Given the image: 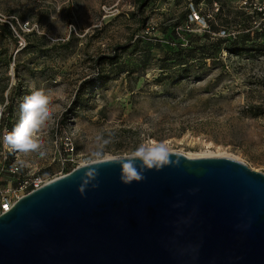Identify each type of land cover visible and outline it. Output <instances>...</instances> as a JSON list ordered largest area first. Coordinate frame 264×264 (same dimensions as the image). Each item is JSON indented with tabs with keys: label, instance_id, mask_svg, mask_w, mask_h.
<instances>
[{
	"label": "rangeland",
	"instance_id": "1",
	"mask_svg": "<svg viewBox=\"0 0 264 264\" xmlns=\"http://www.w3.org/2000/svg\"><path fill=\"white\" fill-rule=\"evenodd\" d=\"M141 18L136 0H0L1 189L77 168L101 131L115 155L155 139L264 174V0H152ZM37 89L54 109L44 159L2 143Z\"/></svg>",
	"mask_w": 264,
	"mask_h": 264
},
{
	"label": "water",
	"instance_id": "2",
	"mask_svg": "<svg viewBox=\"0 0 264 264\" xmlns=\"http://www.w3.org/2000/svg\"><path fill=\"white\" fill-rule=\"evenodd\" d=\"M125 184L81 167L0 216V264H264V174L231 158L190 159Z\"/></svg>",
	"mask_w": 264,
	"mask_h": 264
},
{
	"label": "clouds",
	"instance_id": "3",
	"mask_svg": "<svg viewBox=\"0 0 264 264\" xmlns=\"http://www.w3.org/2000/svg\"><path fill=\"white\" fill-rule=\"evenodd\" d=\"M69 30L75 27L67 25ZM56 42V36L50 37ZM5 110L4 105H0V116ZM54 123V109L50 96L41 89H37L26 96L19 106V120L11 131H5L2 139L4 149L8 153L20 154L44 159L48 156V148L45 145L41 133ZM114 131L108 133L97 132L89 141L88 153L85 162L81 166L80 183L77 191L83 195L88 186L97 187L99 168L108 164L120 169V179L125 184L133 181L139 182L145 179L144 172L148 170L159 171L165 166L178 164V160L173 159V153L168 144L155 139H148L138 146L128 155H115L109 151V146L113 144ZM23 165V161L21 162Z\"/></svg>",
	"mask_w": 264,
	"mask_h": 264
},
{
	"label": "built area",
	"instance_id": "4",
	"mask_svg": "<svg viewBox=\"0 0 264 264\" xmlns=\"http://www.w3.org/2000/svg\"><path fill=\"white\" fill-rule=\"evenodd\" d=\"M194 16V13H193ZM198 21L201 25H203L204 27L206 26V22L203 19H200V17L195 14L194 17H192L191 20H195ZM4 136V134H3ZM2 136V137H3ZM71 151H73L71 149ZM73 161V160H71ZM85 160L79 164L78 167H81L84 164ZM14 171H17V168H14ZM13 173V170H12ZM66 175V174H64ZM61 175L58 178L64 176ZM52 181V180H51ZM49 181H45L44 179L40 178V177H34V178H27V179H21L20 182L17 184L16 188L13 189H1L0 188V216L7 212L11 206L17 201L19 200L21 197L29 194L30 192L37 190L39 188H41L42 186H44L45 184H47Z\"/></svg>",
	"mask_w": 264,
	"mask_h": 264
},
{
	"label": "trees",
	"instance_id": "5",
	"mask_svg": "<svg viewBox=\"0 0 264 264\" xmlns=\"http://www.w3.org/2000/svg\"><path fill=\"white\" fill-rule=\"evenodd\" d=\"M152 0H136V15L138 17V20L140 22V27H144L145 25V20L141 18V13H142V10L151 2ZM193 11H191L189 14H188V18H192L193 17ZM211 29H214L213 26L211 25L210 26ZM114 59L115 58H107V60H109L111 63H114ZM102 60V59H99V61ZM64 122V121H63ZM64 124V123H62ZM74 169V167L72 166H67L65 171H66V174H68L69 172H71L72 170ZM43 175V174H42Z\"/></svg>",
	"mask_w": 264,
	"mask_h": 264
},
{
	"label": "bare ground",
	"instance_id": "6",
	"mask_svg": "<svg viewBox=\"0 0 264 264\" xmlns=\"http://www.w3.org/2000/svg\"><path fill=\"white\" fill-rule=\"evenodd\" d=\"M186 157H188L190 159H195V157H197V158H211V157L231 158V159H234V160L240 162V160H238L237 158L231 157L229 155L227 156V155L222 154L220 152H218V153L211 152V153H208V154H204V155H201V156H195V157L194 156H188L187 155Z\"/></svg>",
	"mask_w": 264,
	"mask_h": 264
}]
</instances>
